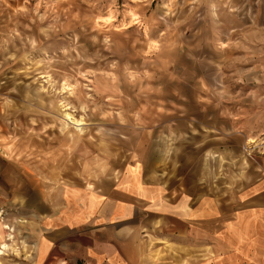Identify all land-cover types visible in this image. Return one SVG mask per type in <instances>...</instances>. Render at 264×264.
Returning <instances> with one entry per match:
<instances>
[{
	"label": "rangeland",
	"instance_id": "374dc122",
	"mask_svg": "<svg viewBox=\"0 0 264 264\" xmlns=\"http://www.w3.org/2000/svg\"><path fill=\"white\" fill-rule=\"evenodd\" d=\"M263 24L264 0H0V264H86L61 243L35 262L37 204L60 178L41 180L48 145L72 173L142 161L169 188H221L232 205L264 160V102L251 108ZM142 242L138 264H173Z\"/></svg>",
	"mask_w": 264,
	"mask_h": 264
},
{
	"label": "crops",
	"instance_id": "0c3cea01",
	"mask_svg": "<svg viewBox=\"0 0 264 264\" xmlns=\"http://www.w3.org/2000/svg\"><path fill=\"white\" fill-rule=\"evenodd\" d=\"M257 53L263 54L264 47H258ZM257 60L256 68L263 70L264 59ZM252 95L251 108L259 110L264 92L263 97ZM249 96L240 97L239 102L245 103L243 108L247 109ZM261 111L264 114L263 107ZM237 113L238 118L243 116ZM43 150L46 165L41 180H55L53 175L58 180L59 174L55 187L61 193L55 199V187L44 185L45 195L37 204L42 208L38 210L42 237L35 262L44 261L50 247L61 243L82 263L138 264L141 261L134 255H140L143 240H149L151 249L162 260L167 261L169 255L173 264L264 261V254L252 252L259 232L264 231V160L252 167L246 183L236 186L229 205L228 200H223L227 193L221 188L199 194L194 189L169 188L160 177H149L142 161L123 163L118 169L104 166L100 170L98 164L94 168L93 159L91 166L84 160L78 165L82 170L72 173L62 161V151L58 154L51 145ZM58 160L59 173L52 169ZM136 165H140V173L135 171ZM16 190H20L19 185ZM33 216L37 217L36 212ZM66 259L56 256L53 261L64 263Z\"/></svg>",
	"mask_w": 264,
	"mask_h": 264
},
{
	"label": "bare ground",
	"instance_id": "6f19581e",
	"mask_svg": "<svg viewBox=\"0 0 264 264\" xmlns=\"http://www.w3.org/2000/svg\"><path fill=\"white\" fill-rule=\"evenodd\" d=\"M6 246V245H5Z\"/></svg>",
	"mask_w": 264,
	"mask_h": 264
}]
</instances>
